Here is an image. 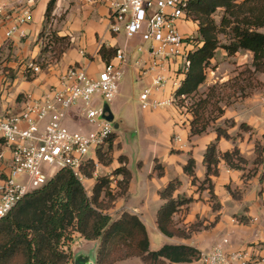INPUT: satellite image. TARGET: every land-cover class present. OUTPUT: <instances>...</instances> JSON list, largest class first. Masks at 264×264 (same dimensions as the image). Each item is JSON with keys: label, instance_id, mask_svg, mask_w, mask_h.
Here are the masks:
<instances>
[{"label": "crops", "instance_id": "crops-1", "mask_svg": "<svg viewBox=\"0 0 264 264\" xmlns=\"http://www.w3.org/2000/svg\"><path fill=\"white\" fill-rule=\"evenodd\" d=\"M48 1L5 0L12 16H15V13L26 5L31 6V16L30 20L22 25V29L27 34L22 40L15 38L4 43L2 33L7 25L0 27V50L1 55L2 52L4 53L2 58L4 70L12 73L11 83L4 84L3 74L0 70V108L2 110L18 111L24 94L30 93L36 98L39 97L49 85L57 82L59 75L70 65L84 66L90 74L96 75L106 62V59H103L99 54L101 47L106 51L123 49L128 56V64L124 68V78L130 73L133 79L135 78L142 84V88L148 85L149 78L139 77L140 63H137L140 58L149 60L150 55L146 51L148 44L143 43L140 36L127 38L124 33L117 35L110 33L106 0H57L59 8L67 6L63 18L59 21L60 10L54 12L53 15L57 18L54 19L53 29L57 37H66L70 45L62 52L58 60L46 61L45 66L40 67L39 72L34 73L26 70V64L29 61L38 65L40 42H37V37L43 28ZM178 30L181 34L192 30L193 33L190 36L194 39L197 38L198 25L194 21L179 22ZM259 31L264 33V27ZM139 47L142 48L141 52L138 51ZM232 59L235 66L244 65L251 68L253 56L250 51H240L236 52ZM172 69L175 68L172 67ZM170 76L173 77L172 74ZM231 77L234 75L226 73L216 81H229ZM123 80L116 97L121 92ZM171 81L172 79L168 81L164 95L169 91ZM222 110V117L218 120L228 119L235 123L233 127L223 126L222 128L226 130L230 139L223 136L218 138L215 129L192 134V116L183 110L177 111L172 107L143 110L145 113L142 118V138L152 139L153 142H158L165 148L162 156L153 158L150 164L151 169L148 168L139 185L129 169L128 161L126 166L132 175L128 189L125 194L112 201L111 207L106 212L117 218L123 212L136 215L146 228L150 250H157L159 246L165 244H185L195 247L200 252H209L221 245L223 239H227L228 244L225 246L227 252H246L249 261H256L264 257V91L238 98V101L232 105L228 107L224 105ZM241 124H244L248 129L240 128ZM176 135L180 137V141L176 142L172 139V136ZM112 137V143L115 140L120 141L116 133ZM256 142L262 147V162L254 164L256 170L252 172V176L247 177L245 173L256 159ZM210 144H215L217 153L232 152L237 148L239 156L245 160V163H248L247 165L243 164V168L246 169L231 168L221 159L217 165L218 174L208 176L203 159ZM4 152L6 156H9L8 150ZM189 158H193L195 161L194 183H192L193 177L183 170ZM155 160L163 170L161 177L154 170ZM142 166L143 163L140 162L139 169L143 168ZM206 178H209L210 181L203 184L205 188L198 189L195 184L201 185ZM95 179H86L89 182L92 181L91 191ZM172 180L180 182V186L173 194L174 198L178 196L193 198L191 203L181 206L173 214L172 220L176 227L187 229L188 226L198 221L203 222V225L213 223L207 230L201 228V231L192 233L188 239L176 236L167 237L161 233L156 223L157 211L164 204V200L158 193ZM209 183L216 197L215 203L218 204L216 211L211 207L213 203L210 201ZM235 190L240 192L238 200L232 196V192ZM216 217L217 221H215ZM78 239L83 240L86 245L90 242L99 244V240L88 241L78 233H74L71 242L68 243L70 252L74 253L73 245L78 242ZM74 258H72L73 262ZM92 260L95 264L96 258ZM114 264L144 263L137 257H131ZM172 264H196V261Z\"/></svg>", "mask_w": 264, "mask_h": 264}, {"label": "built area", "instance_id": "built-area-1", "mask_svg": "<svg viewBox=\"0 0 264 264\" xmlns=\"http://www.w3.org/2000/svg\"><path fill=\"white\" fill-rule=\"evenodd\" d=\"M106 2L110 33H124L127 38L140 36L141 41L148 44L149 60L140 58L137 62L140 63L139 77L149 78L138 97L141 109L175 107L185 110V106L177 104L184 98L177 91L190 66L189 54L197 43L192 36L181 34L178 24L193 21L188 12L189 0ZM12 15L5 0H0V27L7 25L2 33L4 43L26 37L22 25L30 20L31 6L26 5ZM127 64V54L117 48L96 75L90 74L84 66L70 65L39 97L24 94L18 111L0 108V220L58 171L69 170L82 183L87 179L83 173L86 165L92 161L98 166V152L109 143L115 128L113 122L104 118L107 114L104 108L111 105L118 94ZM0 70H4L1 50ZM26 70L36 73L40 67L29 61ZM171 79L169 91L164 95ZM97 103L101 106L95 107ZM77 108L91 129L82 131L66 126L70 113ZM173 139L181 140L178 135ZM5 150L9 156L5 155ZM49 168L55 169V173L51 174ZM227 244L228 240L223 239L222 244L211 251L201 252L197 264H264V257L249 261L246 252H227Z\"/></svg>", "mask_w": 264, "mask_h": 264}, {"label": "trees", "instance_id": "trees-1", "mask_svg": "<svg viewBox=\"0 0 264 264\" xmlns=\"http://www.w3.org/2000/svg\"><path fill=\"white\" fill-rule=\"evenodd\" d=\"M55 2L56 0L48 1L45 16L52 10ZM219 8L224 10V14L218 27L212 15ZM188 12L198 25V36L194 39L197 45L189 54L190 66L177 91L178 95L188 96L204 83L205 69L215 56L217 48L225 49L228 55L237 51H250L253 54L254 71L264 72V33L259 31L264 27V0H189ZM227 28L232 33L231 41L228 45H219L217 33ZM60 39L65 40L66 37ZM64 50L65 48L60 54ZM115 52L116 49L106 51L103 47L99 50L106 62ZM240 128L248 129L244 124ZM216 132L218 138H231L224 129L218 128ZM191 133L200 132L192 128ZM255 153L254 163H261L262 147L258 142L255 143ZM233 155L238 163L232 160ZM221 159L234 169H241L239 164L245 163L237 148L232 152L217 153L215 144H210L203 159L208 176L218 174L217 165ZM125 160L127 162L126 156H119L118 162L124 163ZM98 161L105 166L111 163L110 160L104 161L101 158ZM194 165V159L189 158L183 168L186 174L193 177L192 183L195 182ZM94 168L90 161L83 169L87 179L94 177ZM154 170L159 177L163 175L157 160ZM114 174L123 176V191L118 195L111 194L107 178L99 177L89 197L83 184L66 169L58 171L41 188L28 193L0 220V264H74L69 248H66L74 233L88 241L99 240L95 264H114L131 257L139 258L144 264L197 261L201 252L185 244H165L157 250H150L146 228L136 215L123 212L113 219L106 212L112 201L126 193L132 179L126 166L116 168ZM208 181L210 179L206 178L204 183ZM179 186L178 180H172L158 193L164 204L157 211L156 223L165 236L188 239L193 232L177 228L172 220L173 214L181 206L193 201L192 197H173ZM209 188L213 197L210 183ZM217 207L214 206L213 209ZM124 249L125 252H122Z\"/></svg>", "mask_w": 264, "mask_h": 264}, {"label": "rangeland", "instance_id": "rangeland-1", "mask_svg": "<svg viewBox=\"0 0 264 264\" xmlns=\"http://www.w3.org/2000/svg\"><path fill=\"white\" fill-rule=\"evenodd\" d=\"M66 6L67 5H64L62 8H59L60 6L58 7V3L56 0L55 4L52 7V10L47 14V16L44 17L43 28L37 37V42H40V50L37 63L41 68L45 66L46 61L54 62L58 60L62 54H60L61 50H63L64 48H68V46L70 45V42L67 38L65 40H62L60 39V37H57L53 29L54 19L57 18L53 15L54 12L56 13L58 9L60 10L61 17L58 19L59 21L64 16V10ZM223 14L224 10L222 8H219L212 15V18L214 19L218 27L220 25ZM192 33V30H188V33L185 32L183 35H192ZM196 36H198V34H196ZM231 36L232 33L229 28L225 29V31L223 32L219 31L217 33V41L219 45H228L231 41ZM3 54L4 53L2 52L1 59L4 57ZM235 54L236 53L228 55L225 49L217 48L215 56L210 60L205 69L206 78L204 83H202L192 94L188 96L184 95V98L178 100L177 104L179 106H185V110L183 111L189 113L190 116H192L191 121L193 130H197L202 133L206 132L208 129L216 130L220 128L221 130H223V126L233 127L235 123L232 120H218L220 117H222L223 114L222 107L224 105L227 107L229 105H232L234 102L238 101V98L248 97L249 95L257 93L258 91H264V72L254 71L252 63L251 68L244 65L235 66V62H233L232 59ZM6 71L8 70L2 71L3 76H5L3 78L4 84L6 80L5 78L8 79V83H11L12 81V73L9 72V74H7ZM226 73H231L232 76L234 75V77H231L229 81H216L217 78H219L221 75H226ZM143 89L144 87L142 88V84L140 82H137L135 78L133 79L130 73H128L122 82L120 90L121 92L119 96L116 97L111 105H107L110 112L114 116L113 126L115 124L119 125L117 129L113 128V133H116L119 136L120 141L115 140V142L112 143V137L111 143L109 142L99 150L97 159L101 158L104 161L110 160L111 163L110 165L105 166L103 163H99L98 161V166H94L95 168L93 178H96L95 183L97 181V178L99 177L107 178L109 182V190L111 191L112 195L121 194L124 187L122 185L123 176L121 174H114L116 168H118L119 166L128 165L129 161V169L131 170L136 183H138L139 185L142 182V178H144L143 175H146L148 168L151 169L150 164L153 161V158L162 156L163 149L165 148L161 144H158V142H153L152 139L150 140L148 138H142V118L145 112L141 110L137 98ZM98 106H101V104L97 103L95 105V107ZM172 108L174 110H177L175 107ZM70 118L71 119L65 122V124L67 127H71V129H80L82 131H87L92 128L78 108L74 109V111L70 113ZM109 144L111 146H109ZM119 156H126L127 162L125 160L124 164L123 162L119 163ZM232 160L235 163H238L235 155H233ZM140 162L143 163V168L141 169H139L138 167ZM243 164L247 165L248 163L246 162L239 164L240 168L246 169L243 168ZM254 164L259 163L253 162L252 165L254 166ZM251 166L245 173V176L247 177L252 176V172L256 170L255 166ZM49 172L51 174H54L55 169L49 168ZM82 183L87 195L90 197L92 195V191L90 188L92 181L89 182L87 180H84ZM203 184H207V182L201 183V185L196 183L195 186L198 189H202L205 188ZM232 196L234 197V199L238 200L240 199V192L238 190H235L234 192H232ZM210 201L213 203L211 206L212 209L214 208V206H218V204L215 203L216 197L214 196V194L213 197L210 196ZM108 204L110 205L109 202ZM213 210L216 211L217 209ZM111 217L113 219L117 218L115 216ZM212 224L213 223L203 225V222L198 221L188 226L187 229L181 230L197 233L201 231V228L207 230L212 226ZM77 241L78 242L73 245L74 253H72V251L70 252L69 250L72 258H74L75 255L77 256L78 254L87 253V256L95 260L98 243L90 242L88 245H86L85 242L81 239H78ZM67 247L68 244L66 248ZM160 247L161 246H159L157 249H159ZM122 252H125V249Z\"/></svg>", "mask_w": 264, "mask_h": 264}, {"label": "water", "instance_id": "water-1", "mask_svg": "<svg viewBox=\"0 0 264 264\" xmlns=\"http://www.w3.org/2000/svg\"><path fill=\"white\" fill-rule=\"evenodd\" d=\"M104 111L107 112V114L104 116V118L109 121V122H113L114 120V116L113 114L110 112L108 106H106L104 108ZM115 129L118 128V124L114 125ZM74 263L75 264H93V260L84 254H78L77 256H75L74 258Z\"/></svg>", "mask_w": 264, "mask_h": 264}]
</instances>
